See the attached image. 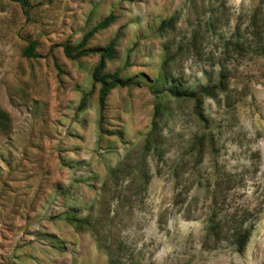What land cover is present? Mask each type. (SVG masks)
I'll use <instances>...</instances> for the list:
<instances>
[{"label":"rangeland","instance_id":"1","mask_svg":"<svg viewBox=\"0 0 264 264\" xmlns=\"http://www.w3.org/2000/svg\"><path fill=\"white\" fill-rule=\"evenodd\" d=\"M27 11L0 0V264H108L92 234L64 220L93 207L116 264H264V0H30ZM111 13L90 47L119 37L106 72L137 83L108 97L112 135L98 126L99 57L72 61L63 49ZM221 73L206 120L192 102L164 99L162 154L146 159L157 80L197 91L219 87ZM121 163L126 176L104 192ZM211 218L218 240L206 237ZM239 227L252 229L242 253Z\"/></svg>","mask_w":264,"mask_h":264},{"label":"trees","instance_id":"2","mask_svg":"<svg viewBox=\"0 0 264 264\" xmlns=\"http://www.w3.org/2000/svg\"><path fill=\"white\" fill-rule=\"evenodd\" d=\"M30 0H20L22 7L25 10V14L28 15L27 7ZM116 15L111 13L106 18H104L99 24L94 26L91 30L84 34L81 41L76 45H64L65 56L72 61L79 60L84 57L98 56V63L95 65L92 72V80L94 85H99L98 92V103H99V130L101 134H111L108 133L104 127L106 122L105 111L107 108V101L110 93L117 88H127L132 86H137L134 79L127 80L123 78L119 71L114 73H107L106 69L110 62L115 60L117 55V49L119 45V37H114L111 39L106 46L103 47H90L91 40L101 31L108 29L116 22ZM174 18L163 22L162 30L170 27ZM37 42L31 41L24 51V57L28 59H33L37 57L36 54ZM224 74L221 73L220 86H207L201 87L197 91L182 89L178 83L170 82V86L165 88L161 87L160 83L168 79L166 75L160 77L157 80V85L153 87V90L157 92V99L154 107L153 119L151 130L146 136L145 144L143 147L145 158L147 159L150 154L160 155L162 154L161 148L163 144V126L162 123L164 118L169 112L164 104V99L172 98L175 100L190 101L194 106L195 114L202 120H206L204 115V106L207 99L217 100L218 94L225 91L223 79ZM91 92H87L83 95L80 105L78 107L79 111H83L88 102V98L91 96ZM161 94H165L161 96ZM145 161V160H144ZM149 163H140L138 168V174L141 178L146 177L147 179V168ZM127 167L125 163H121L116 168H110L106 170V177L102 183L103 191H107L108 184L111 182L118 183V181L126 176ZM150 182V178L145 180L143 184ZM91 212L85 215H80L79 212L72 211L65 214L64 220L70 226H72L78 232H89L94 237L96 244L99 249L104 250L108 257V264H116L115 253L113 252V245L111 240L113 239L111 230H107L103 227L102 219L96 214L94 207L90 210ZM214 218L209 220L210 225L206 228V237H214L217 240L223 234L224 230L222 227L215 223ZM110 229V228H109ZM252 229L239 227L236 231L232 232V237L234 239V245L239 253H242L251 238ZM14 264V263H13Z\"/></svg>","mask_w":264,"mask_h":264}]
</instances>
